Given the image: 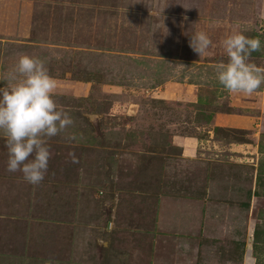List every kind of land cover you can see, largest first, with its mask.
<instances>
[{
    "label": "rangeland",
    "instance_id": "1",
    "mask_svg": "<svg viewBox=\"0 0 264 264\" xmlns=\"http://www.w3.org/2000/svg\"><path fill=\"white\" fill-rule=\"evenodd\" d=\"M119 1L112 14L129 21L105 43L0 36V87L20 55L39 58L74 121L46 138L38 185L8 171L0 131V264H264V135L256 165L227 150L186 156L174 141L208 129L243 140L211 121L232 110L216 66L241 33L260 40L248 63L264 68V0ZM201 31L212 45L200 57L189 40ZM193 82L197 102L179 93Z\"/></svg>",
    "mask_w": 264,
    "mask_h": 264
},
{
    "label": "crops",
    "instance_id": "2",
    "mask_svg": "<svg viewBox=\"0 0 264 264\" xmlns=\"http://www.w3.org/2000/svg\"><path fill=\"white\" fill-rule=\"evenodd\" d=\"M113 1L120 5L119 0H0V36L75 45L105 43L112 40L113 33H123L124 24L120 23L129 21V15L112 14ZM178 85L182 87V92L177 91L182 98L192 102L200 99L194 82ZM214 93L221 98L219 91ZM228 93L227 105L232 110L214 111L211 121L214 126L243 130L244 140L224 142L215 139L208 129L201 138L175 136L174 141L186 156H195L200 148L216 151L211 153L215 157L227 150L228 156L256 165L262 155L260 142L264 135V83L251 95ZM261 199L253 192L249 205H259Z\"/></svg>",
    "mask_w": 264,
    "mask_h": 264
},
{
    "label": "clouds",
    "instance_id": "3",
    "mask_svg": "<svg viewBox=\"0 0 264 264\" xmlns=\"http://www.w3.org/2000/svg\"><path fill=\"white\" fill-rule=\"evenodd\" d=\"M211 45L202 31L192 34L189 40V46L200 57ZM222 45L228 62L216 66V78L229 92L251 95L264 83V68L248 63L251 53L260 50V40L233 33ZM7 79L9 83L0 87V131L6 138L8 171L21 172L28 183L38 185L51 157L46 138L57 136L74 121L58 108L53 98L56 81L43 60L20 55Z\"/></svg>",
    "mask_w": 264,
    "mask_h": 264
},
{
    "label": "trees",
    "instance_id": "4",
    "mask_svg": "<svg viewBox=\"0 0 264 264\" xmlns=\"http://www.w3.org/2000/svg\"><path fill=\"white\" fill-rule=\"evenodd\" d=\"M30 40V39H29ZM32 41H34V40H32ZM243 140H244V138H243Z\"/></svg>",
    "mask_w": 264,
    "mask_h": 264
}]
</instances>
